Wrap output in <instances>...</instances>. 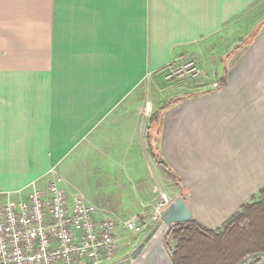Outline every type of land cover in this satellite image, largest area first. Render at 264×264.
I'll list each match as a JSON object with an SVG mask.
<instances>
[{
  "label": "crops",
  "instance_id": "0c3cea01",
  "mask_svg": "<svg viewBox=\"0 0 264 264\" xmlns=\"http://www.w3.org/2000/svg\"><path fill=\"white\" fill-rule=\"evenodd\" d=\"M261 1L0 0V203L60 179L119 221L163 193L220 228L264 186V17L239 22ZM186 55L218 89L164 81ZM145 90L175 102L144 126Z\"/></svg>",
  "mask_w": 264,
  "mask_h": 264
},
{
  "label": "built area",
  "instance_id": "2783aa9c",
  "mask_svg": "<svg viewBox=\"0 0 264 264\" xmlns=\"http://www.w3.org/2000/svg\"><path fill=\"white\" fill-rule=\"evenodd\" d=\"M163 79L169 85L189 82L192 90L219 88L193 55L170 60ZM160 199L150 219L134 214L119 221L84 196L69 195L60 179H53L25 199L0 203V264H115L130 254L169 203L163 193Z\"/></svg>",
  "mask_w": 264,
  "mask_h": 264
},
{
  "label": "trees",
  "instance_id": "16d2710c",
  "mask_svg": "<svg viewBox=\"0 0 264 264\" xmlns=\"http://www.w3.org/2000/svg\"><path fill=\"white\" fill-rule=\"evenodd\" d=\"M174 102L165 103L150 121L157 120ZM147 143L154 161L174 179L157 154L156 139L149 135ZM163 246L172 264H237L251 254L264 252V186L216 230L204 229L194 219L173 224Z\"/></svg>",
  "mask_w": 264,
  "mask_h": 264
},
{
  "label": "water",
  "instance_id": "95a60500",
  "mask_svg": "<svg viewBox=\"0 0 264 264\" xmlns=\"http://www.w3.org/2000/svg\"><path fill=\"white\" fill-rule=\"evenodd\" d=\"M191 220V213L181 196L163 207L153 227L131 254V264H172L163 241L173 224ZM237 264H264V252L251 254Z\"/></svg>",
  "mask_w": 264,
  "mask_h": 264
},
{
  "label": "rangeland",
  "instance_id": "374dc122",
  "mask_svg": "<svg viewBox=\"0 0 264 264\" xmlns=\"http://www.w3.org/2000/svg\"><path fill=\"white\" fill-rule=\"evenodd\" d=\"M264 17V0H262L259 4L248 10L246 13L240 16V35L241 33H244V31L248 30L249 27H251L253 24H255L256 21H258L260 18ZM196 59V58H195ZM220 86V85H219ZM168 97V94H163L161 96H158V98L154 97L150 94L149 91L145 90L142 98V114H143V122L144 126L147 124L148 119L151 117V114L153 112V108L146 112V105L152 104L157 106L160 103V100L166 99ZM155 223V222H154ZM153 223V224H154ZM119 264H128V263H119Z\"/></svg>",
  "mask_w": 264,
  "mask_h": 264
}]
</instances>
